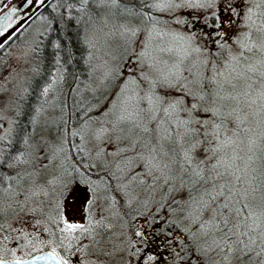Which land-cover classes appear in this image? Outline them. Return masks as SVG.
<instances>
[{
	"label": "snow or ice",
	"instance_id": "snow-or-ice-1",
	"mask_svg": "<svg viewBox=\"0 0 264 264\" xmlns=\"http://www.w3.org/2000/svg\"><path fill=\"white\" fill-rule=\"evenodd\" d=\"M89 2L81 0L78 10L85 11L84 6ZM92 2L103 4L106 0ZM45 3L46 0H24L21 7ZM111 3L116 4L117 0ZM216 3L217 0H153L145 6L176 12ZM245 3L248 4L243 14L245 23L243 31L232 41L235 47L228 41L216 40L214 43L219 48L228 49L227 55L222 53L219 61L193 60L187 65L185 60L193 52L202 54V49L198 45L185 48L173 57L174 49L161 44L156 47V54H152L149 51L152 33L161 38L169 33L157 29L161 23L159 17L144 13L155 24L139 51H135L136 67L129 68L134 75L122 82L117 94L125 92L128 83L136 85V89L122 101V107L111 113V119L100 121L94 128L89 127L88 121L83 125L92 140L113 144L108 154L120 158L115 165L118 171H124L122 163L125 168L135 165L137 170L131 179L145 182V177L150 178L148 187L153 190L163 183V191L170 198L168 207L175 206L188 225L187 235L173 245L176 260L184 264L193 261L195 264H264V11H256L264 0L260 3L245 0ZM16 11L13 7L0 17V36L11 27L10 20ZM219 12L228 14L225 25L234 23L233 17L241 15L231 0H224ZM193 19L220 21L221 17L214 12L210 17ZM173 21L190 23L188 17L180 16H174ZM214 26L219 29L221 24ZM121 27L124 34L133 37L138 31L128 25ZM205 35L223 38L228 34L219 31ZM173 36L181 41L186 39L176 37L175 33ZM108 114L109 109L101 113ZM23 156L17 150L5 159L0 152V209L6 196L19 206L20 214H27L35 211L34 207H28L29 202L45 194L46 188L38 182L39 170L35 167L32 171L25 167L14 175L6 174L5 170L14 165L32 163L22 160ZM39 158V168H46L48 162L43 151ZM25 182L28 187L23 191L13 187ZM61 219V248L67 250L74 242L79 243L76 232L92 234L84 224ZM135 235L144 243L149 241L147 233L138 231ZM12 255L15 257V251ZM145 255L146 260L141 259L140 264L156 259L155 254ZM37 259L70 264L56 247ZM0 264L27 262L22 257L7 261L0 256Z\"/></svg>",
	"mask_w": 264,
	"mask_h": 264
},
{
	"label": "rangeland",
	"instance_id": "rangeland-1",
	"mask_svg": "<svg viewBox=\"0 0 264 264\" xmlns=\"http://www.w3.org/2000/svg\"><path fill=\"white\" fill-rule=\"evenodd\" d=\"M143 1H148L149 3H141L140 6L147 8L151 13V17H159L161 19V23L157 25V29L169 33L162 38L157 36L155 32L152 33L149 47V51L152 54H156L155 49L161 44L171 46L174 49L173 57H175L177 52H182L185 48L198 45L202 49V54L193 52L191 57L185 60V65L190 64L193 60L202 61L208 59L219 61L222 53L227 55L228 49L219 48L214 41H228L229 45L235 47L232 41L243 31V25L245 23L243 14L247 12L248 8L245 0H231L238 7L241 15L233 17L234 23L225 25L224 18L228 14L226 12H219L224 0H217L216 4L209 7L194 9L182 8L176 12L161 11L146 7L145 5H151L153 0ZM255 2L260 3V0H255ZM107 3H110L111 6L107 5ZM89 4H93L92 0H90ZM256 11H264V3ZM214 12L220 15V21L214 19H193V17H210ZM51 14L54 17L56 16L55 20L59 23L60 7H53ZM98 14L96 22L94 23L92 21L85 30V37L91 42L88 57L89 64L92 68V75H94L92 78V86L88 87L87 90L84 89L82 91L80 89L77 92L78 100L81 102L86 100L88 98L87 96L95 93H97V101L91 109L92 119L89 120V118H85V115L82 114L80 122L77 121V127L71 131L72 133H79L81 149L85 151V154L89 155V158L93 162L96 164L106 163L117 172L113 175V177H118L117 182L114 183L115 190L112 191L109 187L104 186L95 204L99 205V202L103 204V211L107 215L109 214V221L112 218L116 221L117 225L120 221V212L126 209L136 210L137 216L134 218V224L136 226L133 231L137 232L135 230H143V228L158 225V227H161L165 231L164 235L169 239V245L165 244L166 246L162 255H168L167 252L172 254L173 245L178 242L177 238L187 235L188 225L178 210L176 216L186 227L179 225L176 227L174 224H171L169 227L166 226V222L171 218L172 214L166 210L168 203H160L164 197L163 183L160 182L157 184L155 190H153V188L148 187L150 178L145 177V182H141L140 178L131 179L134 171L137 170L135 165L125 168L122 163L121 167L124 168V171H118L115 165L120 158L108 154L113 150V144H101L98 141L92 140L88 135V130L83 127L85 121H88L90 128H94L100 121L111 119V113L116 112L122 107V101L136 89V85L128 83L125 92L119 93V95L117 94L122 82L134 75V73L129 71V68L136 67L135 51H139L142 42L147 40L148 33L152 30L155 20L142 13L138 14L137 11L125 10L119 4H112L111 0H106V3L99 4ZM174 16H180L181 18L188 17L190 23L177 24L173 21ZM253 19H256V17H253ZM218 22L221 24L219 29L214 26ZM51 24L43 16L35 17L23 29L19 36L12 40L0 52V137L3 138L0 139V152H3L12 138L15 117L19 113L20 102L25 98L27 83L31 78L38 75L33 71V65H37V57L35 58L34 54H38L39 49L43 48L40 44V38L43 34L47 33ZM121 25H128L131 28L138 29V31L134 37L126 35ZM219 31L227 32L228 35L223 38L220 36L205 35L206 33L210 34ZM173 33H175L176 37L183 36L186 39L181 41L174 38ZM190 37H194V39H189ZM229 37L232 39L229 40ZM130 60L132 63H129ZM60 88L57 85L51 84L47 92L43 91L41 93V103L43 106L40 107L38 112L31 114L29 121L25 122L24 129L28 131L27 137L25 134V139L16 145V148L22 149L29 146L33 148L32 151H27V154L32 155L27 160L32 163L29 165L19 164L23 168L27 167L28 171H32L33 167L39 168L41 163L39 153L41 151H43L44 157L48 162L46 168H39V175L37 177L38 182L45 186L46 193L38 197H33L28 207H34L40 213L43 212L46 215L47 213H57L58 217H60V212H62V217L66 218L69 222L81 223L84 219L85 206L89 198L87 189L83 186H75V188L70 189L69 194H66V198L64 199L59 192V186L71 179V175H67L68 168L66 164L68 153L67 155L65 153V136L63 135V130L57 131V124H62V122L58 123L61 114H64L66 110L65 104H63V107L61 106L66 101L63 97L66 92L63 93L62 88ZM113 105H116V107H113ZM105 109H109L110 114L101 115ZM72 118L74 117L72 116ZM101 148L103 151H100ZM37 149L38 160L35 166L32 164L36 161L33 160V157ZM98 151L100 154H97ZM80 155H83V152ZM108 172L111 171L108 170ZM49 181H52V183H48ZM11 204H13L11 208L7 205L0 209V221L7 218L10 222L14 221L10 226L14 227L24 221L27 215L29 226H31V221L32 226L35 227L37 222L36 218L31 217L29 213L20 214L19 206L14 205V202ZM146 208H149L147 213L153 214L150 215L153 223L151 226L147 224L149 217L140 216L142 213L141 209L144 210ZM111 230L113 232L112 246L114 249L108 259H105V262L107 264H124L123 245L120 238L121 227L111 226ZM4 237L5 235L0 233V248L5 249L10 247L13 249L11 244L5 242ZM167 246L169 249H167ZM13 251L15 250L13 249L11 253ZM144 258L146 259V256L143 254ZM74 261L80 263L81 259L76 257ZM154 262H158V259L157 261L153 260Z\"/></svg>",
	"mask_w": 264,
	"mask_h": 264
},
{
	"label": "trees",
	"instance_id": "trees-1",
	"mask_svg": "<svg viewBox=\"0 0 264 264\" xmlns=\"http://www.w3.org/2000/svg\"><path fill=\"white\" fill-rule=\"evenodd\" d=\"M141 3L149 2L143 0H117L116 4H119L125 10L131 8L133 11H136V9H139L138 14L148 13L149 10L142 8L140 6ZM107 5L111 6L110 3H107ZM58 6L60 7L59 23L55 20L56 16L54 17L51 14L53 7ZM80 7L81 0H52L36 14L35 17L43 16L52 24L47 33L43 34L40 38V44L43 48L39 49L38 54H34L35 58L37 57V65H33V71L38 75L31 78L27 83L25 98L20 102L19 113L15 117L12 138L3 152L5 159L17 150L24 153V156L21 157L22 160L32 157L31 154H27V151L33 150L32 147L16 148V145L25 139V134L27 137L28 131L24 129L25 122L29 121L31 114L38 112L40 107L43 106L41 99L36 98L41 97V93H43L45 88L49 89L51 84L61 87L63 93L66 92L64 94L65 96L63 95L66 101L61 106L63 107V104H65L66 110L64 114H61L58 123L62 122V124H57V131L63 130V135L65 136V153L66 155L68 153L66 164L68 168L67 175H71V179L59 186V192L64 199L66 198V194H69L70 189L75 188V186H83L87 189L89 198L85 206L84 219L80 224L90 227L92 234L84 233L81 235L79 232H76L74 235L79 237V243L74 242L73 246L67 250L61 248L59 242L62 233H60L59 228L63 227L61 219L62 212H60V217H58L57 213H47L46 215L43 212L40 213L38 209H35L34 212H28L31 217L37 219L35 227L32 226L30 220L31 226H29L27 215L24 221L14 227H10L14 221L10 222L7 218L0 221V225H3L0 233L8 237L5 239V242L11 244L15 250V254H17L13 257L11 253L13 249L7 247L5 249L0 248V256L4 259L25 258L36 252L52 250L53 247H56L57 252L68 258L70 264H77L74 261L76 257L81 259V262L78 264H107L105 259H108L114 249L112 246L113 232L111 230V226H114L121 227L120 238L123 245L124 264H140L141 258L143 259V254L146 256V253L155 254V260L157 261L158 259L156 263H153L152 260L147 261V264H183L184 262H178L176 260L174 251L172 254L167 252L168 255H162L166 246L165 244L169 245V239L164 235L165 231L161 227L157 225L155 227L143 228V230H135L149 235V241L144 243L142 238L135 235L136 232L133 231L136 226L134 224V218L137 216L136 210L126 209L120 212V221L117 225L116 221L111 217V221H109V214L107 215L103 211V204L100 202L99 205L95 204L104 186L109 187L112 191L115 190L114 183L117 182L118 177H113L117 173L113 167H109L106 163L96 164L93 162L89 158V155L85 154V151L81 149L79 135L72 136L73 133L71 130L77 127L82 114L87 119L89 117L92 118L91 109L97 101V93H95L87 96L88 98L81 102L78 100L77 92L80 89L82 91L84 89L87 90L88 87L92 86V78L94 75H92V68L89 64L88 57L91 42L85 37V30L92 21L95 23L96 19H98L99 4H88L84 6L85 11H79L78 9ZM28 24L29 22L10 37L0 47V52L12 40L17 38ZM37 152L38 149L33 157V160L36 161L32 165L35 166L38 160ZM82 152L83 155H80ZM37 169L39 170V168ZM23 170L24 168L17 164L13 168L5 171L7 175L11 176L16 171ZM108 170L111 172H108ZM13 187L17 188L18 191H23L24 188H27V183L13 185ZM168 201H170V198L164 193L163 200L160 203H169ZM12 202L5 196L2 201V208ZM14 205L17 204L14 203ZM148 209H141L142 213L140 216H147L150 219V215L153 214L147 213ZM166 210L172 214L171 218L166 222L167 227L171 226V224H174L176 227H178L177 225L186 227L177 218L176 212L178 210L175 209V206L172 208L167 207ZM149 219L147 224L151 226L153 225L152 218L151 220ZM90 220L91 223H89ZM177 239L179 241L180 237ZM65 244H67V241H65ZM167 249H169L168 246ZM187 259L188 257L185 255V261ZM144 260L146 259L144 258ZM192 264H195V262L193 261Z\"/></svg>",
	"mask_w": 264,
	"mask_h": 264
},
{
	"label": "water",
	"instance_id": "water-1",
	"mask_svg": "<svg viewBox=\"0 0 264 264\" xmlns=\"http://www.w3.org/2000/svg\"><path fill=\"white\" fill-rule=\"evenodd\" d=\"M0 0V17L5 16L6 13L10 11L13 7L17 8V11L14 15H12L10 20L11 27L5 33V35L0 36V44H4L10 37H12L19 29H21L24 25H26L33 17L36 16L37 13L41 11L50 1L46 0L44 5H24V0ZM1 131V130H0ZM51 250H44L40 252H36L28 257L23 258L27 264H54L52 261H48L46 259L41 260L37 259L38 257L46 256L48 252ZM15 259V258H13ZM13 259H5L7 261H12Z\"/></svg>",
	"mask_w": 264,
	"mask_h": 264
},
{
	"label": "flooded vegetation",
	"instance_id": "flooded-vegetation-1",
	"mask_svg": "<svg viewBox=\"0 0 264 264\" xmlns=\"http://www.w3.org/2000/svg\"><path fill=\"white\" fill-rule=\"evenodd\" d=\"M36 99H41V97H39V98H36Z\"/></svg>",
	"mask_w": 264,
	"mask_h": 264
}]
</instances>
